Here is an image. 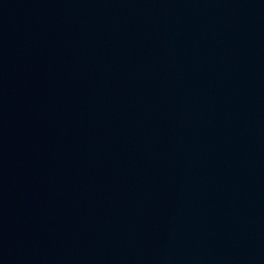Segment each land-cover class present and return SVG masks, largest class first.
I'll use <instances>...</instances> for the list:
<instances>
[{"label":"water","instance_id":"1","mask_svg":"<svg viewBox=\"0 0 264 264\" xmlns=\"http://www.w3.org/2000/svg\"><path fill=\"white\" fill-rule=\"evenodd\" d=\"M0 264H264V0H0Z\"/></svg>","mask_w":264,"mask_h":264}]
</instances>
